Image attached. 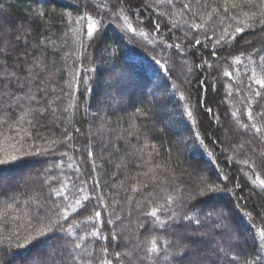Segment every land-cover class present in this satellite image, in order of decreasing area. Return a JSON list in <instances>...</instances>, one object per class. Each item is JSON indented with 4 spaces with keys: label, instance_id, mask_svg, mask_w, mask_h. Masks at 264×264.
<instances>
[{
    "label": "trees",
    "instance_id": "16d2710c",
    "mask_svg": "<svg viewBox=\"0 0 264 264\" xmlns=\"http://www.w3.org/2000/svg\"><path fill=\"white\" fill-rule=\"evenodd\" d=\"M258 80L260 0H0V264H264Z\"/></svg>",
    "mask_w": 264,
    "mask_h": 264
},
{
    "label": "snow or ice",
    "instance_id": "6c2138e0",
    "mask_svg": "<svg viewBox=\"0 0 264 264\" xmlns=\"http://www.w3.org/2000/svg\"><path fill=\"white\" fill-rule=\"evenodd\" d=\"M227 2H229V0H226V3H227ZM248 2H252V0H248ZM260 2H261V4H264V0H260ZM232 6H233V7L236 6L234 2L232 3ZM225 11H227V8L225 9ZM89 27L94 29L95 25L92 24V25H89ZM129 27H131V26H129ZM241 30H242V29H237V31H241ZM89 35H91V32H89ZM197 43H199V41H197ZM257 83H258V84H261V86L264 87V81H260V80H258ZM258 94H259V93H257V95H258ZM31 98L34 99L35 97L33 96V97H31ZM256 131L259 132L260 129L257 128ZM261 184H264V181H261ZM86 199H87V197H86ZM77 202L79 203V201H77ZM96 215L98 216L99 213H97ZM150 215L155 217V216L157 215V213H156V211L154 210V211H152V212L150 213ZM258 231H259V235H260V237H261V240L264 241V228H259ZM95 234H96V233H93V235H95ZM151 250H152V251H156L155 241H153V247H152Z\"/></svg>",
    "mask_w": 264,
    "mask_h": 264
},
{
    "label": "rangeland",
    "instance_id": "374dc122",
    "mask_svg": "<svg viewBox=\"0 0 264 264\" xmlns=\"http://www.w3.org/2000/svg\"><path fill=\"white\" fill-rule=\"evenodd\" d=\"M182 67L185 69V71L187 72V64L185 61H182ZM37 166V164H31L29 167H27L26 169L30 168V169H35V167ZM19 172H15L13 175H19Z\"/></svg>",
    "mask_w": 264,
    "mask_h": 264
}]
</instances>
